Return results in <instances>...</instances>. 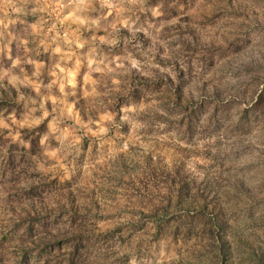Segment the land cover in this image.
<instances>
[{
    "label": "rangeland",
    "instance_id": "1",
    "mask_svg": "<svg viewBox=\"0 0 264 264\" xmlns=\"http://www.w3.org/2000/svg\"><path fill=\"white\" fill-rule=\"evenodd\" d=\"M0 264H264V0H0Z\"/></svg>",
    "mask_w": 264,
    "mask_h": 264
}]
</instances>
